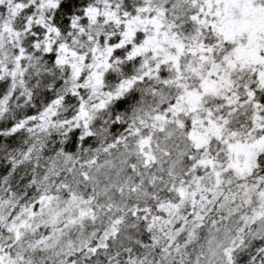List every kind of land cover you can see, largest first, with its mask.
<instances>
[{
	"label": "snow or ice",
	"instance_id": "1",
	"mask_svg": "<svg viewBox=\"0 0 264 264\" xmlns=\"http://www.w3.org/2000/svg\"><path fill=\"white\" fill-rule=\"evenodd\" d=\"M0 264H264V0H0Z\"/></svg>",
	"mask_w": 264,
	"mask_h": 264
}]
</instances>
